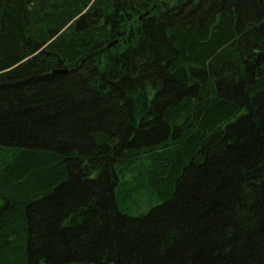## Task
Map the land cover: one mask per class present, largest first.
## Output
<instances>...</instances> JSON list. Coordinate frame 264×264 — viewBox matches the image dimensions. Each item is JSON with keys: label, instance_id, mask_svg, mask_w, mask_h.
I'll list each match as a JSON object with an SVG mask.
<instances>
[{"label": "trees", "instance_id": "16d2710c", "mask_svg": "<svg viewBox=\"0 0 264 264\" xmlns=\"http://www.w3.org/2000/svg\"><path fill=\"white\" fill-rule=\"evenodd\" d=\"M0 264H264V0H0Z\"/></svg>", "mask_w": 264, "mask_h": 264}, {"label": "water", "instance_id": "95a60500", "mask_svg": "<svg viewBox=\"0 0 264 264\" xmlns=\"http://www.w3.org/2000/svg\"><path fill=\"white\" fill-rule=\"evenodd\" d=\"M116 42V40L112 41L111 43H109V46L112 45V43Z\"/></svg>", "mask_w": 264, "mask_h": 264}]
</instances>
